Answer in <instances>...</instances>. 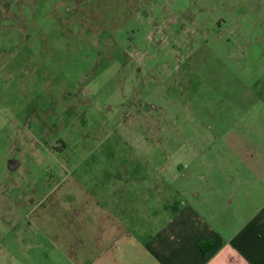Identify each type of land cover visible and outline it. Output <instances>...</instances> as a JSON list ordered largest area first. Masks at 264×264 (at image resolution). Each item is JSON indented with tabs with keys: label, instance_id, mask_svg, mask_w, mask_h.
I'll use <instances>...</instances> for the list:
<instances>
[{
	"label": "rangeland",
	"instance_id": "rangeland-1",
	"mask_svg": "<svg viewBox=\"0 0 264 264\" xmlns=\"http://www.w3.org/2000/svg\"><path fill=\"white\" fill-rule=\"evenodd\" d=\"M254 170L264 0H0V264L89 253L98 195L251 204Z\"/></svg>",
	"mask_w": 264,
	"mask_h": 264
},
{
	"label": "crops",
	"instance_id": "crops-1",
	"mask_svg": "<svg viewBox=\"0 0 264 264\" xmlns=\"http://www.w3.org/2000/svg\"><path fill=\"white\" fill-rule=\"evenodd\" d=\"M254 176L261 182L246 192L251 204L98 195L91 208L97 238L89 253L82 249L65 261L264 264V174Z\"/></svg>",
	"mask_w": 264,
	"mask_h": 264
}]
</instances>
